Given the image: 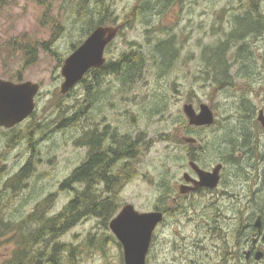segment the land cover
I'll return each instance as SVG.
<instances>
[{
	"label": "rangeland",
	"instance_id": "374dc122",
	"mask_svg": "<svg viewBox=\"0 0 264 264\" xmlns=\"http://www.w3.org/2000/svg\"><path fill=\"white\" fill-rule=\"evenodd\" d=\"M150 1L0 0V79L41 85L33 117L12 130L0 129V235L5 225L20 224L44 199L55 195L53 216L74 198V190L60 187L84 162L85 149L76 143L91 130L110 140L126 137L129 144L134 141L136 145L134 175L116 188L118 212L126 205L142 213L157 211L162 202L173 206L183 175L190 171L192 155L203 168L226 164L217 194L191 196L158 226L146 264H223L221 250L225 241H233L224 230L234 229L228 221L237 205L244 218L262 209L252 195H264V163L261 154L254 156L246 149L241 135L247 131L253 143L255 111L262 106V100L253 94V85L257 81L258 91L264 78V19L253 7L263 14L264 0H175L165 6L153 2L155 11L147 5ZM141 3L145 5L141 16L124 25ZM105 6L108 24L104 26L123 25L106 50L107 60L117 61L131 48L151 58L155 49L166 43L175 56L163 70L149 63L144 78L133 88L102 72L97 74L101 87L97 88L91 76L64 95L65 60L74 46L80 47L89 37L85 32ZM246 16L254 21L255 32L241 39L239 24ZM114 20L116 24L111 25ZM55 34L57 39L50 48L60 57L43 48ZM234 36L240 37L236 43ZM22 40L36 46L32 62H28L32 55L27 57L20 50ZM223 43L228 85L216 82L214 67H208L205 55ZM88 87L94 102L89 99ZM189 104L197 113L202 105L209 106L215 114L213 127L190 126L184 113ZM74 115L77 124L64 125ZM186 139L196 142L187 143ZM233 139L237 151L229 157ZM33 155L31 176L14 190L7 184L9 179ZM110 223L84 219L59 242L61 254H68L70 247L77 252L72 264H121L122 258L125 264L123 247ZM10 238V234L0 238V262L12 256L15 247ZM63 257L60 264H71L67 255ZM227 264L241 263L229 260Z\"/></svg>",
	"mask_w": 264,
	"mask_h": 264
},
{
	"label": "trees",
	"instance_id": "16d2710c",
	"mask_svg": "<svg viewBox=\"0 0 264 264\" xmlns=\"http://www.w3.org/2000/svg\"><path fill=\"white\" fill-rule=\"evenodd\" d=\"M174 1L175 0H151L147 5L151 6V8L153 7L154 9L152 10L155 11L156 8L153 6V2H159L160 6H165L172 4ZM249 4L250 2L248 5ZM249 6L253 7L252 3ZM143 7H145V5L141 3L134 8L131 12V18L124 20L123 24H127L128 20L135 22V18L137 20L138 17L141 16ZM254 10L253 7V11ZM256 12L262 16L259 11L255 10V13ZM106 13L107 8L105 6L104 10H101L98 20H95L92 27L85 32V37L90 35L99 26L108 24L105 21V17L107 16ZM261 19L264 18L261 17ZM116 22L117 21L114 20L110 24L115 25ZM121 27L123 29V25ZM239 28L242 39L244 38V34L255 32V23L250 17L246 16L241 20ZM57 36L58 34H55L49 43L43 44V48L60 57L56 51L50 48L56 41ZM239 38L238 36H234L232 40L236 43L239 41ZM113 43H111L107 49H109ZM225 47L226 45L223 43L218 49H209L205 54L208 67L211 65L214 67L215 78L218 84H231L227 75V66L225 63ZM32 48L36 49V46L29 41H23V45L20 46V50L23 51L27 57L32 55L28 62H32L33 57H36L32 52ZM73 49L75 51L77 46H74ZM174 52L170 43L163 44L162 47H157L151 58L147 57L140 49L131 48L130 50L124 51L117 61L113 59L107 60L106 64L101 69L91 70L83 81L93 76V79L96 81V86L99 88L102 86V79H98L97 74L107 72L108 74L117 76L118 81L128 89L130 87L133 88L144 78L149 63L163 70L172 62L175 56ZM61 62H63V59H61ZM87 89L88 95L90 96L89 99L94 102L96 98H94L90 92V88L88 87ZM86 101H88V99ZM76 115L72 116L64 125L72 123L77 124ZM241 137L242 143L245 142L247 145L246 149L250 148V151L254 152V154H252L253 152L251 153L254 156H258L257 154H259L258 157H260L261 154V160L264 163V150L260 153L254 141L250 144L251 139L247 131H244ZM122 138L123 140L114 137L113 140H110L106 138L105 134L101 135L98 131L91 130L86 134L84 132L76 145H86L91 152L90 159L76 168L60 187V190H74V198H72L59 214L51 216L52 205L55 198V195H52L38 203L33 211L25 220L21 221L20 224L11 223L12 225H5L0 238L2 236L7 237V235L10 234L11 238L9 242L13 243L15 248L11 258L0 262V264H60V261L65 259L63 257L64 255L68 256V259H66L68 263H73V259L77 252L75 249L71 250L70 247H67L66 252H68L69 255L65 252L61 254L63 248L59 243L61 239L86 218H97L108 224L119 210L118 203L115 200L116 188L123 185L134 175L133 161H135L137 157L136 145L134 141L129 144L126 137ZM234 140L235 139H233L230 145L229 157H234V152L238 146ZM227 146L228 144L225 143L224 147ZM33 150L35 151V149ZM35 157L36 156L33 155L32 159L9 179L10 181L7 184L13 185L12 188L14 190L18 188L17 186L19 184H23V182L31 176ZM223 158L225 157H222V159ZM190 160L198 161L194 155L190 156ZM227 160H229V158ZM76 186L79 188H76ZM252 198L253 202L256 200L260 203L262 207L260 213H262L264 217V195H252ZM121 264H124L123 258Z\"/></svg>",
	"mask_w": 264,
	"mask_h": 264
},
{
	"label": "water",
	"instance_id": "95a60500",
	"mask_svg": "<svg viewBox=\"0 0 264 264\" xmlns=\"http://www.w3.org/2000/svg\"><path fill=\"white\" fill-rule=\"evenodd\" d=\"M121 26H99L66 60L62 68L64 83L61 93L67 95L74 89L85 76L94 69H101L107 62L105 57L107 47L115 41ZM41 90V85L24 82L14 83L0 79V127L12 129L25 122L36 110V96ZM184 113L192 127H207L215 122L211 108L202 105L197 113L193 105H185ZM264 125V117L260 118ZM187 143H195L194 139H186ZM190 166L199 175V182H194L193 188L184 187L182 192L197 190L199 188H217L221 178L223 166L218 165L213 172L200 169L194 162ZM187 181H192L186 175ZM161 212H138L133 205L125 206L111 221L110 229L124 249L125 264H146L154 232L163 221ZM263 227L262 217H258L255 228ZM256 241V240H255ZM264 241V233L262 236ZM264 257L263 252L256 254V260Z\"/></svg>",
	"mask_w": 264,
	"mask_h": 264
},
{
	"label": "flooded vegetation",
	"instance_id": "af4514ba",
	"mask_svg": "<svg viewBox=\"0 0 264 264\" xmlns=\"http://www.w3.org/2000/svg\"><path fill=\"white\" fill-rule=\"evenodd\" d=\"M254 9L256 11H259V9H256V7H254ZM255 10H254V12H255ZM257 16L264 18V13L262 14V16L257 13ZM248 34L251 35L253 33H248ZM244 35H246V34H244ZM260 81H262V82L259 83L260 87H259L258 91L256 89L257 88L256 87L257 81H255L254 85H253V88H254L253 94L255 93L257 96H259V99L262 100V106H259L255 111V114L257 116V121H255V128H256L257 134H256L255 138L253 136V141L257 144L258 150L261 153V152H263V150H261V149L264 148V140L262 138V136H264V125H263L262 120L260 119L262 117V115L264 117V78ZM211 127H213V126H211ZM82 147H84V149H85V157H84V162H85V161L90 159L91 152L86 147V145H82ZM191 162H194V161H192V160L189 161L188 165H189L190 171L186 172L183 175V180H181L180 185L176 191L177 195L172 199L173 206H170L166 202H162V204L157 209L158 212H161L164 215V219L160 225H163L167 221V218L169 217L170 213L173 210H178V209L182 208V205L185 203V201L188 202L190 200L191 196L195 197V196L202 195V194H207V195L213 196V195L218 193V188L222 184L223 173L225 171V165L226 164H223V163H220V164L224 165V167L222 168L221 178H220V182H219V185L217 188H214V189H212V188H199L197 190H189V188H187L186 192H184V193L182 192V189H184V187L193 188L195 186L194 182L200 181L199 175L194 171L193 168L190 167ZM218 165L219 164H217L213 168H208V167L203 168L200 165L199 166L202 170H204L206 172H213L214 169ZM186 175H188L192 181H187ZM122 178H123V176H122ZM237 206L240 207V205H237ZM238 207H236V210L234 212L233 217H231V219L228 221L229 226H231V224H232V227L234 229L233 230H231V229L230 230L229 229L224 230V235L227 234L228 237L231 236L233 241H225V245L221 250L222 255H223L221 257L222 262H224L223 264H227V262L229 260H236V261H239L241 264H263L264 263V257L262 258V260L257 261L256 260V254L258 252L264 253V241H262V236L264 233V217H263L262 213L258 212L255 215L253 214L249 217L244 218L243 209H241V208L239 209ZM239 210H240V213H239ZM258 217H262V220H263V227L261 230H258L257 228H255V222L258 219ZM226 218H228V217H226ZM246 221H247V223H246ZM217 223H218V221H217ZM219 223L221 224L222 221H219ZM217 228H219V227H217Z\"/></svg>",
	"mask_w": 264,
	"mask_h": 264
},
{
	"label": "bare ground",
	"instance_id": "6f19581e",
	"mask_svg": "<svg viewBox=\"0 0 264 264\" xmlns=\"http://www.w3.org/2000/svg\"><path fill=\"white\" fill-rule=\"evenodd\" d=\"M216 81H217V80H216ZM222 84H223V83H222ZM228 84H229V83H228ZM228 84H227V85H228ZM224 85H225V84H224ZM227 85H226V86H227ZM222 87H223V86H222ZM229 87H230V86H229ZM76 121H77V119H76ZM76 121H75V122H76ZM71 123H72V122H71ZM72 125H73V123H72ZM75 125H76V124H75ZM75 125H74V126H75ZM34 147H35V146H34ZM240 148H241V147H240ZM236 151H237V150H236ZM232 154H233V153H232ZM130 156H131V155H130ZM131 157H132V156H131ZM132 158H133V157H132ZM129 167H130V166H129ZM244 167H245V166H244ZM244 167H243V168H244ZM130 168H131V167H130ZM234 170H235V169H234ZM131 171H132V170H131ZM237 172H238V171H237ZM246 216H247V215H246ZM246 216H245V217H246ZM249 219H250V218H249ZM246 220H247V219H246ZM246 222H247V221H246ZM11 227H12V226H11ZM6 228H7V227H6ZM8 230H9V228H8ZM9 231H10V230H9ZM0 233H1V232H0ZM50 262H51V261H50Z\"/></svg>",
	"mask_w": 264,
	"mask_h": 264
}]
</instances>
